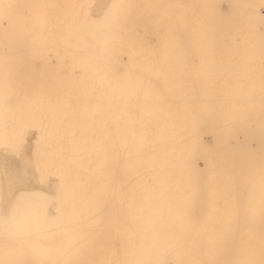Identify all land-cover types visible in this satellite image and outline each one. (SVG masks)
Wrapping results in <instances>:
<instances>
[{
    "label": "bare ground",
    "instance_id": "6f19581e",
    "mask_svg": "<svg viewBox=\"0 0 264 264\" xmlns=\"http://www.w3.org/2000/svg\"><path fill=\"white\" fill-rule=\"evenodd\" d=\"M0 264H264V0H0Z\"/></svg>",
    "mask_w": 264,
    "mask_h": 264
}]
</instances>
